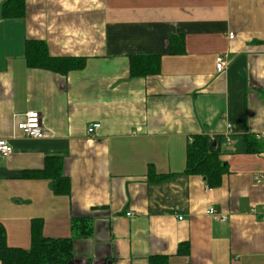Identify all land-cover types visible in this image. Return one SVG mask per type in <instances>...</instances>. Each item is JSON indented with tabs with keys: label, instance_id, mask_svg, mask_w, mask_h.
Instances as JSON below:
<instances>
[{
	"label": "crops",
	"instance_id": "obj_1",
	"mask_svg": "<svg viewBox=\"0 0 264 264\" xmlns=\"http://www.w3.org/2000/svg\"><path fill=\"white\" fill-rule=\"evenodd\" d=\"M24 5L22 18H0V139L12 147L0 157L7 245L28 250L34 223L46 238L74 240L69 264H264V181H254L264 146L247 154L240 143H264V0ZM28 41L85 66L28 68ZM132 56H159V73L132 77ZM30 111L49 139L16 130ZM91 124L100 127L88 135ZM227 125L225 171L210 189L184 174L187 147L194 137L224 139ZM46 158L62 160L69 194L22 175L42 171ZM79 218L90 221L87 238L71 231Z\"/></svg>",
	"mask_w": 264,
	"mask_h": 264
},
{
	"label": "trees",
	"instance_id": "obj_2",
	"mask_svg": "<svg viewBox=\"0 0 264 264\" xmlns=\"http://www.w3.org/2000/svg\"><path fill=\"white\" fill-rule=\"evenodd\" d=\"M24 14V0H5L0 7V18L2 19L22 18ZM182 49L183 45L178 48V51L171 49L170 51L178 54ZM25 62L28 68L46 69L62 74L77 68L80 70L85 66V59L50 58L45 44L37 41H28L25 44ZM130 64L132 77L152 76L159 73L160 58L159 56H132L130 57ZM244 138L243 142L240 140L244 148L243 153L253 154L262 151L263 148L261 149V147L264 146V143L258 142L256 137L248 136ZM229 142L231 144V141ZM224 145H227L225 138L209 140L204 137H194L187 147L184 174L202 176L210 189L219 187L221 176L225 171L224 165L219 161V157L224 154L221 149ZM62 167V160L46 158L42 171L22 175L28 178L49 179L52 182L54 194L58 196L67 195L70 192V183L68 178L63 176ZM70 228L74 235L81 238H87L91 234V225L87 218L74 219ZM73 241L72 238H46L41 234V227L33 223L30 248L28 250L12 248L7 245L4 229L0 225V263L69 264L73 259Z\"/></svg>",
	"mask_w": 264,
	"mask_h": 264
},
{
	"label": "built area",
	"instance_id": "obj_3",
	"mask_svg": "<svg viewBox=\"0 0 264 264\" xmlns=\"http://www.w3.org/2000/svg\"><path fill=\"white\" fill-rule=\"evenodd\" d=\"M229 39H233L234 35L233 33H230L228 35ZM226 61L223 57H217L215 59V68L217 72H222L225 69ZM97 128H99V124H91L87 128V133L91 134L93 133ZM16 130L20 132L25 138L28 139H49L50 135L45 132L42 117L39 113L35 111H30L26 113L23 117V121L19 123L16 126ZM232 127L231 125H227L226 127V134L225 139L227 142V145H230V137L232 135ZM214 138L211 137L210 140H213ZM12 152V147L5 139H0V157L6 158L8 157ZM255 183L259 184L264 181V173L261 175H258L254 178ZM208 214L212 215V217H216V212L213 209H209ZM128 217L131 216V214H126ZM224 218V217H223ZM178 220H182V217H178Z\"/></svg>",
	"mask_w": 264,
	"mask_h": 264
},
{
	"label": "bare ground",
	"instance_id": "obj_4",
	"mask_svg": "<svg viewBox=\"0 0 264 264\" xmlns=\"http://www.w3.org/2000/svg\"><path fill=\"white\" fill-rule=\"evenodd\" d=\"M100 127V126H99ZM96 131V130H95ZM88 134V133H87ZM92 134V133H91ZM88 135H90V134H88Z\"/></svg>",
	"mask_w": 264,
	"mask_h": 264
}]
</instances>
